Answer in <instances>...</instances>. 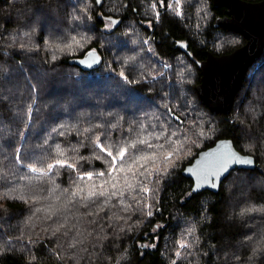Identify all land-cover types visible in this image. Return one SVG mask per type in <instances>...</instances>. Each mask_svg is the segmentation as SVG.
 <instances>
[{
    "label": "trees",
    "instance_id": "16d2710c",
    "mask_svg": "<svg viewBox=\"0 0 264 264\" xmlns=\"http://www.w3.org/2000/svg\"><path fill=\"white\" fill-rule=\"evenodd\" d=\"M225 14L212 0H0V264H264V50L230 113L197 91L199 62L246 42L214 27ZM91 50L101 63L85 70L75 59ZM221 138L256 168L233 170L219 192L192 193L184 168ZM139 139L157 147H131ZM98 144L127 148L125 160L162 153L166 174L153 171L147 193L127 191L125 177L143 178L109 175ZM56 160L75 167L30 171ZM117 182L122 197L80 199Z\"/></svg>",
    "mask_w": 264,
    "mask_h": 264
},
{
    "label": "water",
    "instance_id": "95a60500",
    "mask_svg": "<svg viewBox=\"0 0 264 264\" xmlns=\"http://www.w3.org/2000/svg\"><path fill=\"white\" fill-rule=\"evenodd\" d=\"M214 7L226 6L227 14L218 16L214 27H226L242 33L245 44L230 53L209 52L199 62L201 82L197 85L200 97L214 112L230 113L248 67L264 50V0H212ZM85 70L99 67L101 55L91 50L75 59ZM256 158L242 153L233 139L221 138L199 152L188 164L183 175L193 180L192 193L204 190L219 192L223 181L235 169H255Z\"/></svg>",
    "mask_w": 264,
    "mask_h": 264
},
{
    "label": "snow or ice",
    "instance_id": "6c2138e0",
    "mask_svg": "<svg viewBox=\"0 0 264 264\" xmlns=\"http://www.w3.org/2000/svg\"><path fill=\"white\" fill-rule=\"evenodd\" d=\"M123 75H124V73L121 72V76H123ZM163 135H164L163 132L158 133V134H156L155 139L159 140V139H161V136H163ZM168 135L169 136H175L176 133L172 132V133H169ZM137 144L146 145L147 148H149V149H154L155 147H157L156 145L149 143V141L147 139H139L137 141V143L131 145V147L136 148ZM97 146L99 147L101 152H105L108 157H111L109 175H111L112 172H117V171L123 173L125 171V168H127V171L131 172L134 178H136L137 175H138V177L143 178V179H137L136 183H129V182H127V177H125V189L127 191L147 193L150 191V189L147 186V182H150L151 177L153 175V171L156 172L157 176H160L162 174H166L167 169L164 170V173H161L160 169L158 167H156V165L158 163V156L162 155V153L158 154L155 151L150 152V153H145L142 150H138L136 155H133L128 160H125V156L128 152L127 148L118 149L117 154L114 155L113 151L111 150V146H108L107 148L105 146L99 145V144ZM158 147L160 149H164V144H160ZM60 155L61 156L64 155L63 151H60ZM173 155H174V152H172V151L167 152V155H164V157H163L164 161L170 160ZM57 165L60 167L67 166L69 168L75 167L74 164L68 163L66 160H56L55 165L54 164H48L46 170L42 169V168L38 169L36 167H31L30 171L33 173H40L43 176H47L48 173L51 172L53 170V168ZM117 165H119V167H117ZM136 165H139V169H142V171L138 170V173L132 172L133 167H135ZM149 165H151L152 167H149ZM98 175L103 176L104 173L101 172V173H98ZM85 178L87 180L91 181L93 179V173H91V172L87 173L86 177H85V175L80 176L81 180H83ZM113 179H115V177H113ZM157 182H159V181H157ZM105 183H107V181ZM137 185H139V186H137ZM111 187H112L113 191H111V193H109L108 190L103 187V185L100 186V190H97L96 186L94 185L92 190H90L86 195L81 196L80 199L85 200V201H89V200H93L94 197H107V199L110 200L112 197H117V196L122 197L125 195L124 190L118 189V182L112 183ZM82 191H84V190L81 188H78V190L76 192H73L72 195L73 196H79L80 192H82ZM133 199H135V197H133ZM104 202L106 203L107 200H105ZM148 207H150V205ZM147 214L150 216L152 213L148 212ZM61 227H63V225H61ZM180 247L184 248V247H187V245L184 243H181ZM177 255H179V253H177Z\"/></svg>",
    "mask_w": 264,
    "mask_h": 264
},
{
    "label": "rangeland",
    "instance_id": "374dc122",
    "mask_svg": "<svg viewBox=\"0 0 264 264\" xmlns=\"http://www.w3.org/2000/svg\"><path fill=\"white\" fill-rule=\"evenodd\" d=\"M176 1V0H175ZM174 6H176L175 4H174ZM177 10L179 11L180 10V4H178V6H177ZM28 15V14H27ZM29 16V15H28ZM156 17H157V19H159V17H160V12H159V10H158V8H157V10H156ZM57 20H59V18L57 19ZM41 21H42V19L40 18V17H38V22H40V28L42 29H47L49 32H55L56 30H57V28H58V26H55V25H51V26H45L43 23H41ZM116 23H117V21L116 20H111V22H110V24H109V26L112 28V27H115V25H116ZM57 27V28H56Z\"/></svg>",
    "mask_w": 264,
    "mask_h": 264
}]
</instances>
